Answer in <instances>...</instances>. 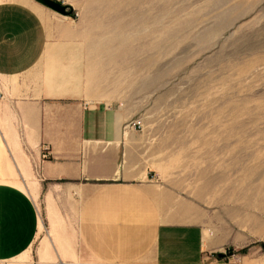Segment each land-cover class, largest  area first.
Instances as JSON below:
<instances>
[{
    "label": "rangeland",
    "instance_id": "374dc122",
    "mask_svg": "<svg viewBox=\"0 0 264 264\" xmlns=\"http://www.w3.org/2000/svg\"><path fill=\"white\" fill-rule=\"evenodd\" d=\"M11 1L43 16L48 44L29 72L0 76V183H34L8 148L10 102L85 93L143 122L156 177L199 205L206 233L227 242L216 258L264 264V0H57L67 14ZM39 203L46 229L0 264H41V187Z\"/></svg>",
    "mask_w": 264,
    "mask_h": 264
},
{
    "label": "crops",
    "instance_id": "0c3cea01",
    "mask_svg": "<svg viewBox=\"0 0 264 264\" xmlns=\"http://www.w3.org/2000/svg\"><path fill=\"white\" fill-rule=\"evenodd\" d=\"M47 44L32 4L0 3V76L29 72ZM46 92L10 102L4 120L8 148L34 183H0V261L28 252L46 229L41 187L49 222L41 264H233L215 257L227 242L206 233L201 207L156 177L149 136L133 118L85 93Z\"/></svg>",
    "mask_w": 264,
    "mask_h": 264
},
{
    "label": "water",
    "instance_id": "95a60500",
    "mask_svg": "<svg viewBox=\"0 0 264 264\" xmlns=\"http://www.w3.org/2000/svg\"><path fill=\"white\" fill-rule=\"evenodd\" d=\"M40 3H43L45 5L50 6L51 8H53L54 10L62 13V14H67L68 13V9L67 6L61 4L60 2H58L57 0H37ZM224 254L220 253L219 257H223Z\"/></svg>",
    "mask_w": 264,
    "mask_h": 264
},
{
    "label": "built area",
    "instance_id": "2783aa9c",
    "mask_svg": "<svg viewBox=\"0 0 264 264\" xmlns=\"http://www.w3.org/2000/svg\"><path fill=\"white\" fill-rule=\"evenodd\" d=\"M132 126L136 129H142L143 128V122L142 121L133 122ZM42 156L44 159L49 158V147L46 145L42 147Z\"/></svg>",
    "mask_w": 264,
    "mask_h": 264
}]
</instances>
